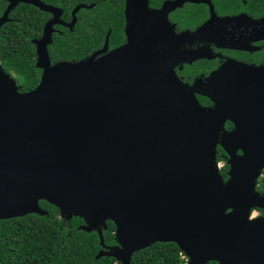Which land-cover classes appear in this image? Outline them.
<instances>
[{
    "label": "water",
    "instance_id": "water-1",
    "mask_svg": "<svg viewBox=\"0 0 264 264\" xmlns=\"http://www.w3.org/2000/svg\"><path fill=\"white\" fill-rule=\"evenodd\" d=\"M7 1L0 27L17 3L31 2ZM55 23L45 27L48 42ZM105 51L47 66L26 94L0 70V220L48 216L44 201L96 233L95 260L130 264L133 254L172 243L184 264H264V217L254 216L264 210L255 190L264 163L228 151L224 181L217 133L204 130L213 111L158 76L137 47ZM108 222L114 246L104 243Z\"/></svg>",
    "mask_w": 264,
    "mask_h": 264
},
{
    "label": "flooded vegetation",
    "instance_id": "flooded-vegetation-1",
    "mask_svg": "<svg viewBox=\"0 0 264 264\" xmlns=\"http://www.w3.org/2000/svg\"><path fill=\"white\" fill-rule=\"evenodd\" d=\"M0 3L1 18L10 2ZM7 17L0 27V70L18 93L33 91L47 66L96 60L104 49L132 45L155 63L158 76L165 73L213 111L204 130L217 133L215 161L224 181L228 151L236 157L247 151L264 163V0H31L17 3ZM53 20L48 42L44 30ZM8 43L16 45L14 58ZM263 181L264 167L256 179L260 196ZM255 214L264 217V210ZM112 235L106 246L116 244L114 225Z\"/></svg>",
    "mask_w": 264,
    "mask_h": 264
},
{
    "label": "trees",
    "instance_id": "trees-1",
    "mask_svg": "<svg viewBox=\"0 0 264 264\" xmlns=\"http://www.w3.org/2000/svg\"><path fill=\"white\" fill-rule=\"evenodd\" d=\"M21 19L26 28L30 23L28 17ZM20 47L24 48L25 44L21 43ZM5 48H8L10 56L14 58L16 45L8 43ZM40 206L48 212V216L32 214L17 219L0 220V264H120L113 258L94 259L100 249L98 237L94 232L79 231L76 226L82 223L81 220L61 219L54 207L45 202H40ZM112 231L113 225L108 222L107 230L103 232L106 244H112ZM184 263V256L172 243H155L133 254L130 262Z\"/></svg>",
    "mask_w": 264,
    "mask_h": 264
},
{
    "label": "rangeland",
    "instance_id": "rangeland-1",
    "mask_svg": "<svg viewBox=\"0 0 264 264\" xmlns=\"http://www.w3.org/2000/svg\"><path fill=\"white\" fill-rule=\"evenodd\" d=\"M254 216H256V214L254 213ZM60 217V216H59Z\"/></svg>",
    "mask_w": 264,
    "mask_h": 264
}]
</instances>
